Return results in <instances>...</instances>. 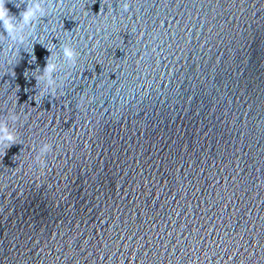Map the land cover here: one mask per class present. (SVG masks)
Instances as JSON below:
<instances>
[{"label": "water", "instance_id": "95a60500", "mask_svg": "<svg viewBox=\"0 0 264 264\" xmlns=\"http://www.w3.org/2000/svg\"><path fill=\"white\" fill-rule=\"evenodd\" d=\"M0 264H264V0H0Z\"/></svg>", "mask_w": 264, "mask_h": 264}]
</instances>
